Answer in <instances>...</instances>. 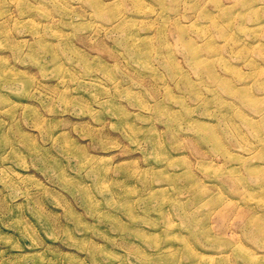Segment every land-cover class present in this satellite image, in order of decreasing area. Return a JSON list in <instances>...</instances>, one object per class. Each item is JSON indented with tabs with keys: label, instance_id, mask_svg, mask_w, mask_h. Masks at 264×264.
<instances>
[{
	"label": "rangeland",
	"instance_id": "obj_1",
	"mask_svg": "<svg viewBox=\"0 0 264 264\" xmlns=\"http://www.w3.org/2000/svg\"><path fill=\"white\" fill-rule=\"evenodd\" d=\"M96 1L0 0V264H264V0Z\"/></svg>",
	"mask_w": 264,
	"mask_h": 264
},
{
	"label": "bare ground",
	"instance_id": "obj_2",
	"mask_svg": "<svg viewBox=\"0 0 264 264\" xmlns=\"http://www.w3.org/2000/svg\"><path fill=\"white\" fill-rule=\"evenodd\" d=\"M91 2H93V3H95L96 4V8H97V11L98 12H102V4L100 3V2H98V1H96V0H90ZM217 3H215V5H216ZM200 5V4H199ZM219 5V4H218ZM227 10H229V9H227ZM224 11H226V10H224ZM206 12H207V15L209 16V17H212L213 15H212V13H211V11L209 10V9H207L206 10ZM223 17H224V20H227V21H229V19H230V13H229V11H227V12H225V13H223ZM219 18V17H218ZM220 19V18H219ZM222 20V19H221ZM220 23V22H219ZM225 23V22H224ZM233 23V22H232ZM229 32V31H228ZM178 33V32H177ZM177 36V35H176ZM208 43L211 45V43H210V41H208ZM190 53H192V55L191 56H193V57H196L197 58V60L198 61H195V68H198V67H200V64H202L203 62H202V59L200 58V56H199V54H195L194 53V47H192L190 50ZM199 58V59H198ZM200 62H202V63H200ZM199 64V65H198ZM210 76H213V74H212V72H211V74H210ZM238 92H240V91H238ZM199 93H201V92H199ZM240 94H244V93H241L240 92ZM213 96V95H212ZM216 99H218V97L216 96L215 97ZM207 99L208 100H212L213 99V97H207ZM159 103V102H158ZM157 105V104H156ZM209 107V104H207L206 105V108H208ZM164 107H163V105L162 104H159L158 105V109L159 110H162ZM202 125V124H201ZM200 129L202 130V132L204 133V135H205V137L212 143V144H218V141L216 140V136L210 131V132H208L207 130V128L205 127V126H200ZM150 142H151V144H153V145H155L154 143H156V137H154V136H152L151 137V139H150ZM168 179L169 180H171V179H174V177H168ZM249 255V254H248ZM251 258V257H250Z\"/></svg>",
	"mask_w": 264,
	"mask_h": 264
}]
</instances>
